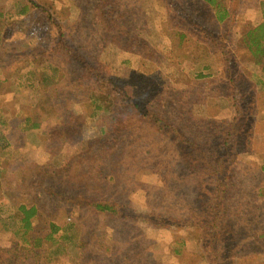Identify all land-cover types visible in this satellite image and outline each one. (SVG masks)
I'll use <instances>...</instances> for the list:
<instances>
[{
	"label": "rangeland",
	"instance_id": "374dc122",
	"mask_svg": "<svg viewBox=\"0 0 264 264\" xmlns=\"http://www.w3.org/2000/svg\"><path fill=\"white\" fill-rule=\"evenodd\" d=\"M263 1L223 0L233 17L220 25L201 0H0V219L41 206L31 237L60 230L32 243L40 264H264V76L242 45ZM192 23L233 53L234 82ZM40 64L57 70L50 84ZM98 77L125 93L95 117ZM25 117L38 127L20 131ZM11 227L0 264H29ZM203 227L229 233L217 256Z\"/></svg>",
	"mask_w": 264,
	"mask_h": 264
},
{
	"label": "trees",
	"instance_id": "16d2710c",
	"mask_svg": "<svg viewBox=\"0 0 264 264\" xmlns=\"http://www.w3.org/2000/svg\"><path fill=\"white\" fill-rule=\"evenodd\" d=\"M30 3L33 0H29ZM204 5L211 8V12L213 14V18L215 21L220 24L224 25L225 22L229 20L230 17H233V13L229 11L228 8L225 7L223 4V0H201ZM37 6V5H35ZM260 10H261V16L262 20L259 24L253 27H248L247 31L242 36V45L243 49L249 54V56L252 58L255 65H257L260 68V72L264 76V1L259 3ZM28 8L24 7L19 13L25 14L27 12ZM111 10L107 11L104 15V12L101 13V20H103L105 23L107 22L108 17L111 16V13H109ZM107 22L106 24H108ZM193 27L196 29V34L199 35L202 42H210L213 46L219 49L220 54L222 56L224 65H225V71H226V79L229 81V83L234 82L233 77V70L238 72L237 65L238 62L234 58L233 53L229 50V48L226 46L224 42H221L219 40L220 35L213 36L211 35L206 29L200 27L199 25L192 23ZM109 29H112V27H109ZM187 35L183 33H179L178 39L179 42L185 38ZM36 69L40 72L42 82L46 84H50L51 79L55 77L56 69L52 66L40 64L36 67ZM208 68L206 66L199 68V71L195 73L194 77L196 80L209 78L210 74L205 73V70ZM98 76V75H97ZM241 77V76H240ZM97 78V77H96ZM95 78V80H96ZM99 78V77H98ZM100 79V78H99ZM108 83H104L102 79H100L101 86L106 85V91H100L96 94V98L94 99L95 105L93 114L94 116L100 115V113H106L109 112L112 108V102L114 100V95L117 93V96L120 98V93L124 94L125 91L119 87L118 90L116 89L115 85V79L109 78L106 80ZM264 87V84H263ZM141 114L149 120L150 124L153 125L158 132L163 134H174L173 131H167L168 125L160 119L156 114L153 112L148 111L147 109H142ZM264 117V116H263ZM5 124V119L0 120V128H3ZM38 127L37 122H34L28 118H24L20 123L18 124V128L20 131L25 132L26 130L35 129ZM252 128H250L249 132H246V139L245 143L242 144L244 147L247 146V139L250 136V131ZM244 151H240L238 155L243 154ZM237 156V155H236ZM2 170H0V178L2 176ZM260 179H261V187L260 190L264 187V162L260 166ZM262 188V189H261ZM262 192V191H261ZM92 208L96 212L100 213H108V214H115L118 215L119 211L118 209L108 203H99L95 202L92 203ZM42 210L41 206H38L37 202H34L33 204H18L14 210V213L9 217L12 222L8 218L0 219V232H7L9 230L8 226L12 225L14 228V232L12 234L14 237L18 238L19 242H17V246H15V255L17 256H25L27 260L30 261L29 264H40L39 263V257L41 256V249L40 247H36L37 243L40 241H45L48 243L51 241L54 234H56L60 229L55 227L53 223L49 224L48 226V233L39 239H36L34 237H31L32 233L34 232V224L33 222H37L41 220V212ZM12 223V224H11ZM75 221L70 220L69 225L74 226ZM228 227V226H227ZM229 228V227H228ZM203 231H206L207 236L210 237V240L204 242V246L208 247L212 254L214 256H217L218 251V245L221 242L226 241L230 238L228 235L229 233H224L222 236H219L216 238V233L214 231V228H202ZM82 242V240L79 241V245ZM34 245H33V244ZM182 245V243H180ZM174 254L179 255L180 252L178 249H174ZM219 260V259H218ZM230 260V263L225 264H236V256H232ZM224 264V263H221Z\"/></svg>",
	"mask_w": 264,
	"mask_h": 264
}]
</instances>
